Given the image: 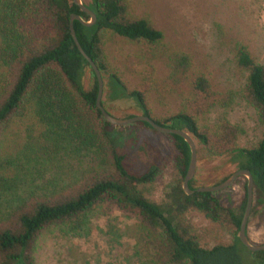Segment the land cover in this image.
Segmentation results:
<instances>
[{
    "label": "trees",
    "instance_id": "trees-1",
    "mask_svg": "<svg viewBox=\"0 0 264 264\" xmlns=\"http://www.w3.org/2000/svg\"><path fill=\"white\" fill-rule=\"evenodd\" d=\"M82 2L95 13L96 20L92 25L74 20L73 27L79 44L100 70L103 81L106 79V100H130L142 115L150 116L157 124L190 133L210 155L229 157L235 170L250 172L253 200L264 205V64L244 43L234 42V62L247 73L239 96L255 109L263 126L254 146L240 147L238 126L223 119L211 131L209 127L201 128L197 121L214 107L230 105L236 93L213 90L208 78L194 68L191 55L165 48L162 31L149 19L133 14L129 0ZM74 13L84 21L90 20L72 0H0V264H36L33 247L42 230L52 224L78 222L100 202L136 215L147 247L161 251L162 264H241L239 246H245L239 241L238 230L246 206V183L243 198L235 205H224L215 192L187 194L182 182L190 149L182 137L169 134L175 150L172 165L178 178L163 201L147 198L140 186L152 183L166 162L157 146L144 141L136 147L137 127L156 131L145 121L117 126L103 118L96 107L95 74L70 34L69 18ZM107 35L136 44L137 54L132 59L135 64L145 59L163 60L167 75L158 82L150 71L144 77L143 88L128 89L105 58ZM86 70L91 76L88 88L84 84ZM155 86L162 93L171 92L180 98L183 108L163 119L154 118L146 93ZM101 105L110 113L105 101ZM25 129L36 130L40 137V146L34 152L28 149V156L20 150L27 160H41L56 149L81 157L85 167L72 185L49 194H30L9 204L4 196L16 189L20 167L18 155L13 157L1 150V143L14 141L8 135L18 136ZM45 148L48 152H43ZM137 159L144 161L142 166L137 167ZM193 181H189V188L195 190ZM189 210L234 229L233 240L202 246L196 229L184 218ZM72 229L77 230L73 226ZM254 254L264 262V250Z\"/></svg>",
    "mask_w": 264,
    "mask_h": 264
},
{
    "label": "rangeland",
    "instance_id": "rangeland-1",
    "mask_svg": "<svg viewBox=\"0 0 264 264\" xmlns=\"http://www.w3.org/2000/svg\"><path fill=\"white\" fill-rule=\"evenodd\" d=\"M133 14L149 19L151 24L163 33V46L168 50L176 49L191 55L194 68L203 73L213 90L233 91V102L226 107H214L208 114L197 118L198 125L214 131L218 123L226 119L238 126L241 132L237 144L252 147L261 137L263 126L257 112L246 103L239 92L247 73L239 69L233 58L232 46L235 41L244 43L249 52L264 64V0H129ZM104 54L111 68L120 76L128 89L143 88L145 75L153 74L160 82L168 73L163 60L145 59L135 64L136 44L115 40L107 35ZM131 64V65H130ZM89 70L85 71L84 84H91ZM106 79L104 77V88ZM106 107L111 115L123 118L127 115H140L130 100L107 101ZM146 101L152 116L163 119L179 112L183 101L171 92L162 93L160 87H151L146 93ZM139 137L136 147L144 141L159 148L165 158V168L152 183L140 186L143 194L156 202L165 199L170 185L178 178L172 165L174 143L169 135L154 132L138 126ZM14 141L1 144V150L17 157L16 189L5 194V202H16L27 195L49 194L62 187L72 185L81 177L85 162L75 154L65 155L60 150H52L51 156L44 154L41 160H27L21 155L37 150L36 130H23L20 135L9 134ZM41 143L47 141L41 139ZM197 147V166L192 186L198 188L215 185L228 174L235 171L236 165L227 156H212L195 140ZM47 145V144H46ZM21 150V151H20ZM46 151V148L43 152ZM20 152V153H19ZM23 153V154H24ZM42 153V152H41ZM140 160V161H139ZM135 160L137 167L144 163ZM246 177L240 176L230 187L215 192L224 205L240 203L244 195L243 184ZM7 206V203H4ZM184 218L196 229L200 244L211 247L217 243L233 240L234 229L209 221L196 210H189ZM72 226L77 230L73 231ZM140 220L136 215L116 208L109 202L96 204L89 212L73 224H52L37 236L33 252L36 264H162L164 257L158 248H148L147 238ZM247 236L251 243L264 242V205L252 202L247 220ZM69 235H64V234ZM241 264H264L254 252L239 246Z\"/></svg>",
    "mask_w": 264,
    "mask_h": 264
},
{
    "label": "water",
    "instance_id": "water-1",
    "mask_svg": "<svg viewBox=\"0 0 264 264\" xmlns=\"http://www.w3.org/2000/svg\"><path fill=\"white\" fill-rule=\"evenodd\" d=\"M72 1L75 5H77L80 8L81 11L85 12L90 17L89 21H84L80 15L75 14V13L71 14L70 18H69V30H70L71 37H72L77 49L82 54V56L87 60V62L89 63L90 67L92 68V70L95 74V77L97 80V85H98V91H97V97H96V107L100 110L103 118L106 121H108L110 124L117 125V126H128V125L133 124V123L138 122V121H145V122L149 123V125L155 131H157L159 133L166 134V135L175 134V135L182 137L190 149L189 164H188V168H187V171L185 173V176H184L183 182H182V187L187 194H192L195 191H197V192H211V193L217 192V191L226 189V188L230 187L231 185H233V183L235 182V180L238 177H240V176L246 177L247 178L246 179L247 200H246L245 211H244V214L242 216L240 226H239V230H238V238H239V241L246 247V249H248L251 252L264 250V242L260 245H255V244L251 243V241L249 240V238L247 236V231H246L247 220H248V217L250 215L251 208H252V202H253V178H252V176L248 170H246V169L235 170L225 180H223L222 182H220L218 184L201 186V187L196 188L195 190H192L189 188V181L191 179H193L195 172H196L197 147H196L195 139L192 137V135L190 133H188L185 130H181V129H177V128L161 126V125L157 124L148 115L140 114V115H134V116L129 117V118H117V117H114L113 115H111L110 113H108L103 108V106L101 105L102 95H103V91H104V81L102 78V74H101L100 70L98 69V67L95 65L92 58H90L85 53V51L83 50V48L79 44V41L77 39L75 30L73 27V21L74 20H78L81 23H83L84 25H92L96 20V16H95V13L93 11H91L82 2V0H72Z\"/></svg>",
    "mask_w": 264,
    "mask_h": 264
}]
</instances>
